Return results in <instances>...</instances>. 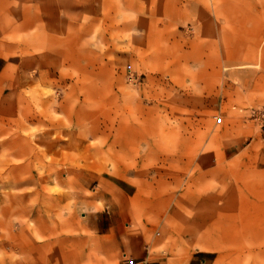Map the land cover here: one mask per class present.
<instances>
[{"label":"rangeland","instance_id":"obj_1","mask_svg":"<svg viewBox=\"0 0 264 264\" xmlns=\"http://www.w3.org/2000/svg\"><path fill=\"white\" fill-rule=\"evenodd\" d=\"M0 55V264H264V0H0Z\"/></svg>","mask_w":264,"mask_h":264},{"label":"crops","instance_id":"obj_2","mask_svg":"<svg viewBox=\"0 0 264 264\" xmlns=\"http://www.w3.org/2000/svg\"><path fill=\"white\" fill-rule=\"evenodd\" d=\"M13 63L14 62L9 57L6 58L0 55V81L3 79V73L5 72L7 67H9ZM110 233L113 234L115 240L117 239L118 235H120V229L117 226H113V227L110 226L106 231L100 230V234L102 235H109ZM208 237L209 235L206 236V238ZM136 239L140 240L141 245L143 246L142 238L137 236ZM51 244H52L51 239L46 242H37L36 240L32 241V252L30 253L32 255L35 264H80V261H82V259H79L78 257L76 258V261H74L72 258H67L64 252L62 253V252H58L57 250L55 251L52 250ZM201 248L204 250L195 249L194 251H192L191 258L187 262V264H210L211 259H209V255L215 254V252L210 251L211 249L208 243L203 244ZM21 250L30 251V249L28 248L25 249L24 247L19 248V251ZM136 253L140 254L139 251ZM132 259L133 260L139 259V257L137 258L132 257ZM145 261H146L145 259L144 260L141 259V261H138L136 264L139 263L148 264ZM22 264H26V263H22Z\"/></svg>","mask_w":264,"mask_h":264},{"label":"built area","instance_id":"obj_3","mask_svg":"<svg viewBox=\"0 0 264 264\" xmlns=\"http://www.w3.org/2000/svg\"><path fill=\"white\" fill-rule=\"evenodd\" d=\"M252 114H253V116L255 118L260 119L263 122V125H264V112H260V111L254 110ZM122 258H123V262L125 264H132L133 263V259L129 258L126 253L122 254Z\"/></svg>","mask_w":264,"mask_h":264}]
</instances>
